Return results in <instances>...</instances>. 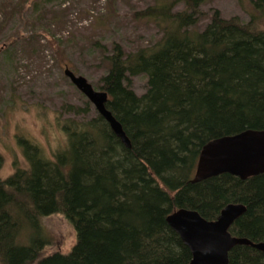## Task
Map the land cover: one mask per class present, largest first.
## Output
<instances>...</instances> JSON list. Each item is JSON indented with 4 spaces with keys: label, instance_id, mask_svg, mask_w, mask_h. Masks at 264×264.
Masks as SVG:
<instances>
[{
    "label": "trees",
    "instance_id": "trees-1",
    "mask_svg": "<svg viewBox=\"0 0 264 264\" xmlns=\"http://www.w3.org/2000/svg\"><path fill=\"white\" fill-rule=\"evenodd\" d=\"M202 4L163 0L141 12L161 38L131 53L114 45L105 57L95 90L108 94L131 147L99 114L67 119V145L53 158L17 138L27 167L0 176V264H189L192 253L167 218L188 209L214 221L232 204L246 207L233 236L264 242V174L192 183L207 143L264 131V0L252 2L249 22L216 11L197 30ZM139 76L142 95L131 85ZM2 164L0 156V172ZM55 215L75 229L68 255L47 252L43 222ZM229 264H264V253L237 246Z\"/></svg>",
    "mask_w": 264,
    "mask_h": 264
},
{
    "label": "rangeland",
    "instance_id": "rangeland-1",
    "mask_svg": "<svg viewBox=\"0 0 264 264\" xmlns=\"http://www.w3.org/2000/svg\"><path fill=\"white\" fill-rule=\"evenodd\" d=\"M203 30L218 11L223 19L249 22L256 0H202ZM163 0H0V156L3 179L27 162L17 138L38 145L47 158L66 147L62 125L67 119L98 115L66 77L69 69L94 89L106 73L105 57L114 45L126 53L151 46L160 29L138 14ZM183 7V6H182ZM180 7V8H182ZM137 95L147 90L143 76L131 80ZM87 110L80 116L69 108ZM51 241L48 253L68 255L75 229L62 215L44 220Z\"/></svg>",
    "mask_w": 264,
    "mask_h": 264
},
{
    "label": "water",
    "instance_id": "water-1",
    "mask_svg": "<svg viewBox=\"0 0 264 264\" xmlns=\"http://www.w3.org/2000/svg\"><path fill=\"white\" fill-rule=\"evenodd\" d=\"M66 77L89 100L112 132L131 147L122 125L107 109L108 94L97 91L81 76L69 69ZM229 174L247 180L264 174V131H245L234 136L219 138L207 143L201 150L193 184ZM246 207L241 204L226 206L215 221H207L192 210L180 209L167 218L168 225L190 249L189 264H229V253L236 246H249L264 253V242L253 243L233 237L230 227L243 216Z\"/></svg>",
    "mask_w": 264,
    "mask_h": 264
},
{
    "label": "flooded vegetation",
    "instance_id": "flooded-vegetation-1",
    "mask_svg": "<svg viewBox=\"0 0 264 264\" xmlns=\"http://www.w3.org/2000/svg\"><path fill=\"white\" fill-rule=\"evenodd\" d=\"M218 217H219V216H218ZM214 221H215V220H214ZM236 221H237V220H236ZM236 221H235V222H236ZM234 224H235V223H234ZM234 224H233V225H234ZM233 225H232V226L230 227V229H229V233H230L232 236H233V234L231 233L230 230H231V228L233 227ZM233 237H236V236H233ZM236 238H238V237H236ZM247 240H248V239H247ZM249 241H250V240H249ZM251 242H252V241H251ZM253 243H254V242H253ZM260 243H261V242H260ZM236 247H237V246H236ZM234 248H235V247H234ZM234 248H233V249H234ZM233 249H232V250H233ZM253 249H254V248H253ZM232 250H231V251H232ZM229 254H230V253H229Z\"/></svg>",
    "mask_w": 264,
    "mask_h": 264
}]
</instances>
